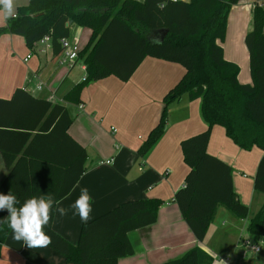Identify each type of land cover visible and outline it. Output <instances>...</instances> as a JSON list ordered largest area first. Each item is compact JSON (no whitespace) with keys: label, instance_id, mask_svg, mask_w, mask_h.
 <instances>
[{"label":"trees","instance_id":"obj_1","mask_svg":"<svg viewBox=\"0 0 264 264\" xmlns=\"http://www.w3.org/2000/svg\"><path fill=\"white\" fill-rule=\"evenodd\" d=\"M240 1L28 0L0 27V35H20L30 51L49 35L54 55L61 50L59 39L69 36L70 21L90 29L89 40L78 53L85 77L67 91L64 102L78 103L81 90L91 81L109 75L127 81L146 56L184 68L180 80L164 95L160 119L138 153L144 156L162 135L170 102L182 96L200 98L206 128L180 142L188 172L173 196L199 242L204 240L218 206L238 218L248 216V206L234 191L230 165L207 151L213 125L223 126L240 148L257 146L262 150L253 182L254 188L264 193V0H253L251 29L243 40L251 77L247 83L239 81L240 68L224 58L222 46L228 14ZM7 100L34 103L37 118L30 125L6 128L24 133L14 153L2 156L9 170L0 181V193H13L21 203L50 193L57 203L85 171L87 160L86 150L67 133L72 119L65 105L33 97L23 88H17L9 99L0 98ZM40 148L47 151L42 154ZM161 204L158 198L123 201L83 222L75 244L52 228L54 211L50 210L43 231L50 239L48 246L63 256L64 264H117L120 257L134 253L129 232L154 224ZM7 215L6 211L0 221V249L10 231ZM246 230L264 236V202L249 217ZM21 253L24 264H40L35 251L23 249ZM212 260L208 252L195 246L159 264H212Z\"/></svg>","mask_w":264,"mask_h":264},{"label":"crops","instance_id":"obj_2","mask_svg":"<svg viewBox=\"0 0 264 264\" xmlns=\"http://www.w3.org/2000/svg\"><path fill=\"white\" fill-rule=\"evenodd\" d=\"M25 1L13 0V5H23ZM252 4L253 0H242L231 8L226 38L222 43L224 58L239 65L238 79L242 83L251 82L248 52L239 62L236 51L229 46L231 41H227V34L229 26L233 25L231 17L248 11L252 16ZM5 22L4 17L1 25ZM249 25L251 18L249 24L240 30L243 40L251 29L248 30ZM69 29L67 38L70 41L78 46L85 41L87 44L90 29L75 24H70ZM10 47L22 49L18 71L10 69L11 63L4 56ZM29 51L22 37L14 34L0 36V98L9 99L17 88H23L33 97L65 105L72 119L67 133L87 152L85 171L68 194L56 203L67 209L64 216L54 212L52 228L56 232L72 244L77 242L83 221L74 215L70 205L79 196L81 188H87L92 209L88 220L129 199L158 198L162 201L154 224L129 232L134 253L120 257L117 264H159L177 258L195 246L212 256V264H232L235 260L221 258L218 249L213 248L221 239L237 235L243 245L247 240L251 245L259 246L258 242H262L264 236L249 233L246 225L249 217L264 202V193L256 190L253 182L262 150L257 146L250 150L240 148L226 135L223 126L211 127L207 151L230 165L234 191L238 199L248 206V216L237 220L227 208L218 206L204 240L199 242L173 201L175 191L184 184L188 172L180 142L206 128L201 116L200 98L190 100L182 96L170 102L166 107L162 135L144 156L138 153L149 131L160 119L164 95L184 74L180 64L146 56L127 81L113 75L91 81L81 90L80 101L70 103L64 102L63 97L85 75L81 67L83 63L79 66L80 72L74 76L72 71L80 60L72 68L62 69L57 62L58 54H53L51 45H37L31 51V57L24 60ZM79 105L83 107L79 108ZM34 106V103L26 101H0V129H4L0 130V181L9 170L2 156L14 153L24 133L6 128L14 124L19 127L21 124H33L37 118ZM35 131L37 128L30 135ZM42 150L40 148L38 152L43 154L47 151ZM106 160L111 161L106 163ZM5 213L6 210L0 211V221ZM23 249L35 251L40 264H64L63 256L48 245L28 248L23 241L13 239L11 228L0 249V264H24ZM250 250L259 252L260 247L258 251ZM239 252L242 253L243 249L240 248ZM235 264L242 263L236 260Z\"/></svg>","mask_w":264,"mask_h":264},{"label":"clouds","instance_id":"obj_3","mask_svg":"<svg viewBox=\"0 0 264 264\" xmlns=\"http://www.w3.org/2000/svg\"><path fill=\"white\" fill-rule=\"evenodd\" d=\"M0 11L5 19L13 14V0H0ZM91 197L87 188H81L77 199L70 205L74 215L86 222L91 212ZM6 210L8 226L13 233V239L23 241L28 248L45 247L50 243L49 237L43 231L48 224L50 210L64 216L67 212L62 206L56 205L52 194H41L30 197L21 203L15 194L0 193V211Z\"/></svg>","mask_w":264,"mask_h":264},{"label":"rangeland","instance_id":"obj_4","mask_svg":"<svg viewBox=\"0 0 264 264\" xmlns=\"http://www.w3.org/2000/svg\"><path fill=\"white\" fill-rule=\"evenodd\" d=\"M27 3H28V0H26L23 3V5H26ZM23 5H19V6L13 5V14L16 13L18 7L23 6ZM230 11H232V10H230ZM0 18H2L3 22H4V14L2 11H0ZM250 18H251V15H250L249 11L246 14L245 13H242V14L239 13L238 16L231 17V20H232L231 22H233L234 26L231 24L228 28L227 41H231V44L229 46L236 51L239 62L241 60V57L245 58L247 55V49L245 50L246 47H245L243 38H240L241 37L240 36V30L243 29V26H246L249 24ZM3 22L0 23V27L3 26V25H1V24H3ZM240 25H242V26H240ZM237 26H240V27H237ZM250 28H251V25H249L248 30ZM3 34H9V33L3 32L1 35H3ZM14 35H16V34H14ZM18 36H20V35H18ZM85 43H86V41L84 43H82V45H79L80 46L79 48L82 49L84 47ZM8 45H10V44H8ZM222 46H223V44H222ZM21 52H22V49H18V48L13 49L10 47L9 52L7 50L6 55H4V56H6L8 61L11 63L10 69L13 71H18V67H20L19 62L21 61V54H22ZM81 63H82V61L80 60L75 65V68L72 71V75L76 76L80 72L79 66ZM63 67H66V66L60 64V68L63 69ZM238 67H239V65H238ZM166 116H167V111H166ZM230 215H232V214H230ZM234 217H235V219L239 220V218L237 216H234ZM258 245L260 247V251L259 252H253L249 249L248 246H246V245L244 246L242 244V242L239 240L237 235H234L233 237L228 236V237L221 239L216 244V247H213V248H215V250L218 249V254L221 258L222 257H229L235 261L237 260L238 262H241L242 264H264V238H263L262 242H258ZM240 248L243 249L242 253L239 252ZM235 261H233L232 264H235Z\"/></svg>","mask_w":264,"mask_h":264},{"label":"built area","instance_id":"obj_5","mask_svg":"<svg viewBox=\"0 0 264 264\" xmlns=\"http://www.w3.org/2000/svg\"><path fill=\"white\" fill-rule=\"evenodd\" d=\"M16 15L13 14L12 17H15ZM59 44L61 47L60 52L57 55V62L58 64H62L65 65L68 68H72L77 62L78 60H80L78 58V53L80 51L79 46L70 41L67 37H63L59 39ZM36 45H45V46H49L50 44V36L49 35H44L38 42ZM31 57V51H29V53L25 56L24 60H27L28 58ZM83 68V70L85 71V65L83 64L81 66ZM85 77V75L83 76V78ZM82 78V79H83ZM41 84L37 86L38 89H40ZM79 108H82V105H79ZM111 160H106V163H109ZM244 245L250 247V249L254 250V251H258L259 250V246L257 245H251L247 240L244 241Z\"/></svg>","mask_w":264,"mask_h":264},{"label":"water","instance_id":"obj_6","mask_svg":"<svg viewBox=\"0 0 264 264\" xmlns=\"http://www.w3.org/2000/svg\"><path fill=\"white\" fill-rule=\"evenodd\" d=\"M69 24H71V21L69 22Z\"/></svg>","mask_w":264,"mask_h":264}]
</instances>
